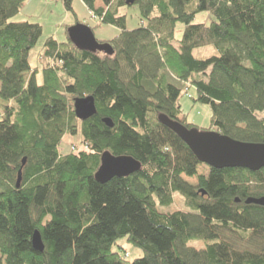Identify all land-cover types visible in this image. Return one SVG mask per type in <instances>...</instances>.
I'll return each instance as SVG.
<instances>
[{"label":"trees","instance_id":"obj_1","mask_svg":"<svg viewBox=\"0 0 264 264\" xmlns=\"http://www.w3.org/2000/svg\"><path fill=\"white\" fill-rule=\"evenodd\" d=\"M26 1L0 0V264H264V206L246 202L264 196V167L202 174L204 163L159 120L193 127L180 104L193 84L216 131L264 143V0H137L147 22L133 30L118 13L126 0H83L100 22L120 28L99 40L114 54L49 37L43 84L29 61L42 26L11 21ZM64 2L72 9L73 0ZM199 11L215 20L192 23ZM178 23L186 25L180 39ZM207 46L216 53L195 57ZM89 95L97 113L81 120L74 100ZM67 136L74 147L63 153ZM81 146L88 150L76 153ZM105 151L142 167L102 183L95 174ZM174 192L191 210L159 209L156 198L170 206ZM36 230L43 251L33 245ZM124 236L143 257L129 261L113 249Z\"/></svg>","mask_w":264,"mask_h":264},{"label":"rangeland","instance_id":"obj_2","mask_svg":"<svg viewBox=\"0 0 264 264\" xmlns=\"http://www.w3.org/2000/svg\"><path fill=\"white\" fill-rule=\"evenodd\" d=\"M118 13L125 14L126 28L128 30L138 28L142 24V21L147 22L146 17L142 14L140 3L118 6ZM214 20L215 17L210 11H199L196 13L192 23L210 24ZM11 21L39 23L43 28V35L36 47L31 50L29 56L31 67L37 71V81L39 84H43V69L50 61V59L42 56L44 43L49 37H53L60 42L68 41V28L79 22L95 27L94 32L98 40H110L121 31L115 25L102 23L99 19L94 18L93 13L83 0H73L72 9L66 6L64 0H27L19 13ZM185 27L186 25L184 23L177 24L175 29V37L177 39L182 38ZM215 53L216 50L213 46L194 50V55L197 58H205ZM197 94L196 86L190 84L188 88H184V92L180 98V104L183 113L186 115L187 123L192 124V128H198L199 130H215L216 128L211 126L213 110L209 105L194 101V98L198 96ZM261 115L264 116V113ZM73 142L74 138L70 136L64 139L61 144L63 153H68L73 150ZM80 150L88 149L85 146H81L75 152L77 153ZM208 170L209 166L203 164L200 166L199 172L203 174L207 173ZM183 177L193 185L198 184L197 177ZM173 196L174 202L170 206H161L156 198L159 209L162 211H174L176 209L183 211L191 210L190 205L186 202V198L180 192H174ZM192 244L197 245L198 243L195 241ZM113 249L121 252L129 261H134L137 258L143 257L145 254L142 249L129 242L126 236L118 238Z\"/></svg>","mask_w":264,"mask_h":264},{"label":"water","instance_id":"obj_3","mask_svg":"<svg viewBox=\"0 0 264 264\" xmlns=\"http://www.w3.org/2000/svg\"><path fill=\"white\" fill-rule=\"evenodd\" d=\"M137 0H126L127 5H133ZM69 40L79 49L90 52H104L114 54V48L109 42H100L93 28L86 23H76L68 28ZM76 116L81 120H87L97 113L95 98L91 95L77 97L74 100ZM159 120L167 125L189 146L198 160L209 167H240L257 171L264 167V143L246 142L234 139L216 130H199L188 128L165 114L159 115ZM103 121L113 126L110 118ZM26 159H23V164ZM141 162L131 155H115L105 151L101 156V165L95 174V178L105 183L113 177L129 176L141 169ZM23 171L19 170L16 186L20 187ZM199 193H207L200 189ZM239 200V199H237ZM247 203H255L264 206V196L249 197ZM36 249L43 251L45 244L39 230H36L32 238Z\"/></svg>","mask_w":264,"mask_h":264},{"label":"crops","instance_id":"obj_4","mask_svg":"<svg viewBox=\"0 0 264 264\" xmlns=\"http://www.w3.org/2000/svg\"><path fill=\"white\" fill-rule=\"evenodd\" d=\"M104 6L103 2L101 0L96 1V7Z\"/></svg>","mask_w":264,"mask_h":264},{"label":"built area","instance_id":"obj_5","mask_svg":"<svg viewBox=\"0 0 264 264\" xmlns=\"http://www.w3.org/2000/svg\"><path fill=\"white\" fill-rule=\"evenodd\" d=\"M93 16H94V18L98 19V17L96 15H93Z\"/></svg>","mask_w":264,"mask_h":264}]
</instances>
